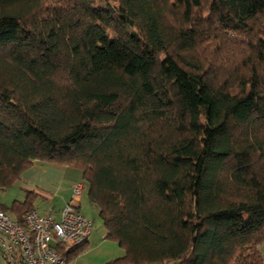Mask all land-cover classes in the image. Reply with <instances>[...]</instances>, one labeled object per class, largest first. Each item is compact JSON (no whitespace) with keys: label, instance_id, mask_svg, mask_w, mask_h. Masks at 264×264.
I'll use <instances>...</instances> for the list:
<instances>
[{"label":"trees","instance_id":"1","mask_svg":"<svg viewBox=\"0 0 264 264\" xmlns=\"http://www.w3.org/2000/svg\"><path fill=\"white\" fill-rule=\"evenodd\" d=\"M42 162L105 264H264V0H0V189Z\"/></svg>","mask_w":264,"mask_h":264},{"label":"built area","instance_id":"2","mask_svg":"<svg viewBox=\"0 0 264 264\" xmlns=\"http://www.w3.org/2000/svg\"><path fill=\"white\" fill-rule=\"evenodd\" d=\"M82 181L73 183L68 202L57 214L32 209L21 220L0 209V249L12 264H67L60 251L83 242L92 228L91 219L79 210Z\"/></svg>","mask_w":264,"mask_h":264},{"label":"crops","instance_id":"3","mask_svg":"<svg viewBox=\"0 0 264 264\" xmlns=\"http://www.w3.org/2000/svg\"><path fill=\"white\" fill-rule=\"evenodd\" d=\"M79 180V171L72 167H58L46 162L35 163L22 172V178L17 182L23 191L22 196L18 200H23L26 194L25 189H29L35 194L33 201L34 210L42 215L57 214L68 202L73 183ZM5 212L7 213V211ZM9 216L15 218L13 215ZM91 230L86 239L84 250L70 258L67 264H105L114 258L122 256L124 252L120 253L117 247L118 244L115 241L105 238L104 232L101 234L100 239L96 240L91 235ZM261 245H263V252L264 243L260 244L258 248L260 250ZM262 252L260 254L264 263ZM2 254L3 251L0 249V264H12Z\"/></svg>","mask_w":264,"mask_h":264},{"label":"rangeland","instance_id":"4","mask_svg":"<svg viewBox=\"0 0 264 264\" xmlns=\"http://www.w3.org/2000/svg\"><path fill=\"white\" fill-rule=\"evenodd\" d=\"M22 193H23V191L18 186V183H15L11 187L3 189V190L0 189V206L4 205L7 207H10L14 200H18L22 196ZM80 197H81L80 212L84 216H86L92 220L91 235L94 236V238L96 240L100 239L101 234H103V232L105 233V228H104V225H103L101 218L99 217L98 211L88 201V198H87L85 191H83L81 193ZM7 213L12 216L11 211H7ZM102 237H103V235H102ZM117 247H118L120 253L124 252V250L121 247H119V246H117ZM262 249H263V245H261V247H260V252H262ZM262 255H264V251L262 252Z\"/></svg>","mask_w":264,"mask_h":264}]
</instances>
